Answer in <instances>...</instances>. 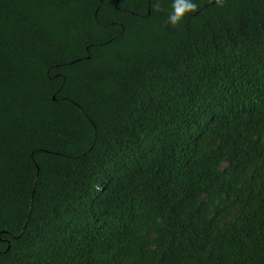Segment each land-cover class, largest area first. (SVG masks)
Instances as JSON below:
<instances>
[{"label":"trees","instance_id":"obj_1","mask_svg":"<svg viewBox=\"0 0 264 264\" xmlns=\"http://www.w3.org/2000/svg\"><path fill=\"white\" fill-rule=\"evenodd\" d=\"M0 0V264H264V0Z\"/></svg>","mask_w":264,"mask_h":264},{"label":"clouds","instance_id":"obj_2","mask_svg":"<svg viewBox=\"0 0 264 264\" xmlns=\"http://www.w3.org/2000/svg\"><path fill=\"white\" fill-rule=\"evenodd\" d=\"M172 11L168 15V23L178 25L188 14L196 12L198 4L195 0H173Z\"/></svg>","mask_w":264,"mask_h":264}]
</instances>
